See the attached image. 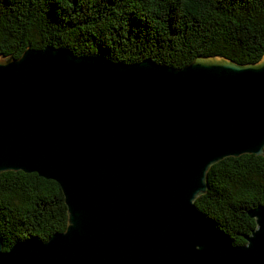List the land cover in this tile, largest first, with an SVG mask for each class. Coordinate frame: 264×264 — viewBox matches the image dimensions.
I'll return each mask as SVG.
<instances>
[{
    "label": "water",
    "instance_id": "95a60500",
    "mask_svg": "<svg viewBox=\"0 0 264 264\" xmlns=\"http://www.w3.org/2000/svg\"><path fill=\"white\" fill-rule=\"evenodd\" d=\"M264 154V55L181 68L65 48L0 58V173L57 181L68 224L0 264H264V205L245 244L201 212L211 165Z\"/></svg>",
    "mask_w": 264,
    "mask_h": 264
},
{
    "label": "trees",
    "instance_id": "16d2710c",
    "mask_svg": "<svg viewBox=\"0 0 264 264\" xmlns=\"http://www.w3.org/2000/svg\"><path fill=\"white\" fill-rule=\"evenodd\" d=\"M65 48L121 63L151 59L181 68L200 56L240 64L264 55V0H0V56ZM195 204L234 244H245L264 205V154L225 157L210 166ZM68 224L60 184L36 172L0 173L3 249L45 242Z\"/></svg>",
    "mask_w": 264,
    "mask_h": 264
},
{
    "label": "rangeland",
    "instance_id": "374dc122",
    "mask_svg": "<svg viewBox=\"0 0 264 264\" xmlns=\"http://www.w3.org/2000/svg\"><path fill=\"white\" fill-rule=\"evenodd\" d=\"M2 56H0V58H1Z\"/></svg>",
    "mask_w": 264,
    "mask_h": 264
}]
</instances>
